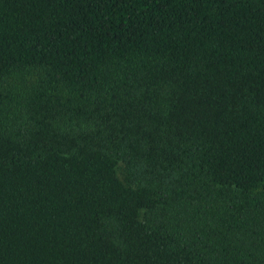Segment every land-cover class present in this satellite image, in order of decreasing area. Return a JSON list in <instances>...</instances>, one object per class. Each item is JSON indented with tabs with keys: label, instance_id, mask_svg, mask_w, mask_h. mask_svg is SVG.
<instances>
[{
	"label": "trees",
	"instance_id": "trees-1",
	"mask_svg": "<svg viewBox=\"0 0 264 264\" xmlns=\"http://www.w3.org/2000/svg\"><path fill=\"white\" fill-rule=\"evenodd\" d=\"M0 264H264V0H0Z\"/></svg>",
	"mask_w": 264,
	"mask_h": 264
},
{
	"label": "rangeland",
	"instance_id": "rangeland-1",
	"mask_svg": "<svg viewBox=\"0 0 264 264\" xmlns=\"http://www.w3.org/2000/svg\"><path fill=\"white\" fill-rule=\"evenodd\" d=\"M120 166H121V165H120ZM118 171H119V175H120V177L123 178L122 166L119 168Z\"/></svg>",
	"mask_w": 264,
	"mask_h": 264
}]
</instances>
